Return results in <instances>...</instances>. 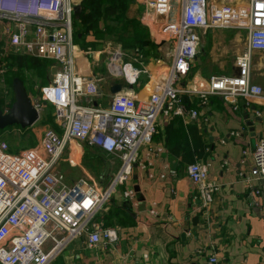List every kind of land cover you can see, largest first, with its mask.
Here are the masks:
<instances>
[{
    "label": "built area",
    "instance_id": "built-area-1",
    "mask_svg": "<svg viewBox=\"0 0 264 264\" xmlns=\"http://www.w3.org/2000/svg\"><path fill=\"white\" fill-rule=\"evenodd\" d=\"M140 2L141 17L158 30L164 43H169L166 56L170 64L161 80L149 84L150 93L143 106L130 92L113 95L102 108L95 101L87 103L99 93L91 72L83 75L75 68L78 57L85 54L72 40L73 8L79 7L80 2L75 5L70 0H0V21L10 24V52L49 60L57 68L47 84L39 86L37 95L29 98L39 119L46 105L52 107L53 121L59 130L46 128L35 147L15 153L0 140V264H49L73 242L90 251L115 243L118 229L104 225L100 214L105 211L109 195L128 181L138 150L146 148L150 153L156 118L162 110L183 121L195 120L198 109L187 107L183 97L196 98L197 107L205 106L213 96L231 102L237 98L264 99L261 87L250 80L251 54L264 52V0ZM214 29L245 34L246 50L234 58L237 73L211 76L202 87L180 85L197 58L200 34ZM154 40L158 45L157 37ZM160 60L155 62L160 64ZM0 63V109L6 113L13 95L5 82L1 54ZM113 69L127 89L137 87L142 77L147 83L152 80L145 64L136 67L125 63L114 65ZM15 131L19 134L22 129ZM73 144L94 147L119 161L107 187L101 189L84 179L63 181L57 166ZM251 158L250 175L264 180V136L258 139ZM186 174L191 182L202 186L203 204L210 202L208 188L203 186L207 171L192 163L186 167ZM252 191L264 201L262 188ZM255 205L259 207L258 202ZM209 262L215 263V259Z\"/></svg>",
    "mask_w": 264,
    "mask_h": 264
},
{
    "label": "crops",
    "instance_id": "crops-1",
    "mask_svg": "<svg viewBox=\"0 0 264 264\" xmlns=\"http://www.w3.org/2000/svg\"><path fill=\"white\" fill-rule=\"evenodd\" d=\"M243 35L227 29L201 33L197 58L180 85L205 86L211 76H216V70L235 75L234 58L246 50ZM154 49L156 55L146 63L131 62L138 64L136 67L145 64L152 80L147 83L142 77L131 89L123 85L113 69L130 61L123 60L121 54L117 59L120 52L114 53L107 69L110 98V86L120 84V93L131 92L136 102L144 105L149 84L161 80L170 64L168 52L161 54L162 44H155ZM78 58L76 70L88 74L85 54ZM250 80L261 87L264 96V52L251 54ZM191 100L195 105L192 108L199 111L195 120L171 117L166 110L158 114L150 153L146 148L137 152L128 181L114 193L107 221L118 229L117 241L92 251L78 242L70 243L49 264H264V201L252 191L264 190V180L250 175L251 152L264 136V99L237 98L231 102L213 96L203 107H197L196 98H188L187 103ZM94 103L100 107L97 101ZM40 117L26 132L41 125L45 109ZM25 148L29 147L21 149ZM189 160L207 171L203 186L208 188L210 202L205 205L200 194L202 186L195 185L186 174ZM211 258L215 263L209 262Z\"/></svg>",
    "mask_w": 264,
    "mask_h": 264
},
{
    "label": "rangeland",
    "instance_id": "rangeland-1",
    "mask_svg": "<svg viewBox=\"0 0 264 264\" xmlns=\"http://www.w3.org/2000/svg\"><path fill=\"white\" fill-rule=\"evenodd\" d=\"M70 1L76 2V0ZM216 1L225 3V0ZM4 8H10V6L4 5ZM141 8L142 3L140 2V0H136L134 5L131 6L128 12V17L136 18L135 20H138L142 28L136 26H126L127 30L123 31V27L127 25L123 20H114L116 22H105L101 24V35L96 38V49L92 50V52L90 53L89 51H83L85 53V60L90 66V72L93 79L96 81V85L99 90L98 95L90 98L87 103L90 104L91 102L97 101L100 107L103 106L102 108L106 107L110 103L111 98L109 97V94H107V87L109 83V78L107 77V69L111 66L110 61L116 54V51L120 52L117 54H121L122 59L125 61L134 63V60H136L137 62H140V57L137 55V52L130 48H126V50H124L122 49L123 45L133 46L134 49L142 47L141 50H144L145 52H149L152 50L154 51L153 47L156 44L154 38L157 37V40H159L158 42L162 44L161 54L169 52V43H164L165 40L160 38L158 30H156V28L151 25H147V20L143 17H138ZM9 25L10 24L8 22L0 21V54L2 55L3 60L6 64L7 61H5V58L12 55L10 49L7 47L8 37L5 35L4 31V28L8 27ZM109 28H114L115 34H113L112 32H107V29L109 30ZM244 35L243 37H245ZM121 40H124L123 43L121 42ZM219 47H221L222 49V45ZM142 61L144 62V60ZM44 68L45 71L44 74L40 76L41 78L37 77L36 71L33 69L23 72L22 82L28 96H33L34 90L37 91L39 86H43L44 80L48 82L57 72V68H55L53 65H46ZM216 71V76L228 75V70H224V73H222V70ZM45 115L46 120H44L41 125L37 126L36 128L34 127L32 131H28L24 135H13L16 133L15 127H12L2 133L5 142L9 144L14 153L19 151V149L23 147H35L43 128L59 131L57 125L55 124V121H53V109L50 105H46ZM142 149L143 148H140L139 150L142 151ZM118 167L119 161L115 157H112L110 155H99L86 146L73 144L69 151L65 152L62 155L57 166V170L63 176V181L65 183L74 181L76 179H84L88 183L97 185L98 187L103 189L99 183H102L103 181L104 183H106V178L108 175H110V171L112 172V176H114ZM117 190L118 187L114 190L113 193L109 195V200L105 206L104 213H106V215L108 216L111 215V211L109 210L112 206L111 204L113 202L114 193ZM109 224L111 225L113 223L111 221H107L106 225L108 227Z\"/></svg>",
    "mask_w": 264,
    "mask_h": 264
},
{
    "label": "trees",
    "instance_id": "trees-1",
    "mask_svg": "<svg viewBox=\"0 0 264 264\" xmlns=\"http://www.w3.org/2000/svg\"><path fill=\"white\" fill-rule=\"evenodd\" d=\"M135 2L136 0H82L80 2V8H79L77 16L76 17L73 16V19H72V26H73L72 40L73 42L76 45H78L82 51L88 52V51H92L96 49V43H97L96 38L101 35L102 33L100 31L101 24L105 22H116L114 20H118V21L123 20L124 23L127 24L123 27V31L127 30L126 26L141 27L140 26L141 24L138 22V20L131 19L128 17V12L131 6L134 5ZM8 28L9 26L4 28L5 35L7 37H8ZM107 32H112L113 34H115L114 28H109V30L107 29ZM123 41L124 40H121L122 43ZM122 47H123L122 49L124 50H126V48L135 50V52H137V55L140 57L139 61L142 63H146L147 62L146 60L148 58L156 55L155 49L154 51L152 50L149 52H145L144 50L143 51L141 50L142 47L136 48V49H134L133 46L123 45ZM142 60H144V62ZM5 61H7V64L3 60L4 68L6 70L4 77H5L6 85L8 89L10 90V92H12L11 91V81L14 78H19L23 80L22 75L24 71L33 69L36 71L37 77L41 78L40 76H42L45 71L44 67L46 65L47 66L52 65V62L49 60H43V59H38V58L29 57L25 55H16V54H12L11 56L6 57ZM135 65L138 66V64H135ZM46 83L47 81L44 80L43 85H46ZM33 95H37V91L34 90ZM187 100H188L187 97H183V102L187 105V107L192 108L194 105V102H192L191 100L189 101L190 103H187ZM2 105H3V100L0 99V108ZM44 120H46V115H45ZM44 120H42L40 124H42ZM10 128L12 127L5 128L4 130L0 131V137H2L0 139H4L2 133L4 131H7ZM15 128H19V127L15 126ZM27 130L28 129L22 130V135H24ZM87 148L95 151V153L99 155H105L103 152L95 149L94 147L88 146ZM189 161H191V164L194 162L193 160H189ZM106 179H107L106 183H104V181L102 183H99L101 187L103 188L107 187L110 180L112 179L111 172H110V175H108ZM100 216H101L103 224L106 225L107 220L111 215L106 216V213H103V214H100ZM109 227H112V226H110L109 224Z\"/></svg>",
    "mask_w": 264,
    "mask_h": 264
},
{
    "label": "water",
    "instance_id": "water-1",
    "mask_svg": "<svg viewBox=\"0 0 264 264\" xmlns=\"http://www.w3.org/2000/svg\"><path fill=\"white\" fill-rule=\"evenodd\" d=\"M79 11L78 6L73 8V16L76 17ZM158 45H161L160 43ZM122 85L112 84L110 86V94L115 95L120 93ZM11 91L13 95V102L5 113L0 109V131L9 127H19L20 129H29L38 120L39 116L36 110L33 108L30 98L26 92L22 80L14 78L11 81ZM186 229L184 230V232ZM184 237V236H182Z\"/></svg>",
    "mask_w": 264,
    "mask_h": 264
}]
</instances>
